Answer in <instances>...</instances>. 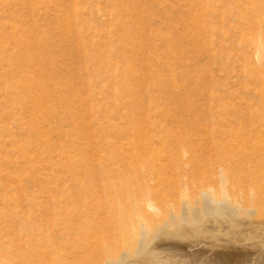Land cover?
I'll use <instances>...</instances> for the list:
<instances>
[{"label":"rangeland","instance_id":"374dc122","mask_svg":"<svg viewBox=\"0 0 264 264\" xmlns=\"http://www.w3.org/2000/svg\"><path fill=\"white\" fill-rule=\"evenodd\" d=\"M263 123L264 0H0V260L108 264L123 252L113 200L177 195L191 149L239 132L254 145ZM226 192L244 203L250 183ZM214 247L155 252L200 264ZM216 249L221 264L247 258Z\"/></svg>","mask_w":264,"mask_h":264},{"label":"bare ground","instance_id":"6f19581e","mask_svg":"<svg viewBox=\"0 0 264 264\" xmlns=\"http://www.w3.org/2000/svg\"><path fill=\"white\" fill-rule=\"evenodd\" d=\"M256 109L259 110V113L262 112V107L258 106ZM233 128L234 127H232V129ZM252 134L254 133L252 132ZM216 136L218 137L219 135ZM228 136H226L227 139L224 138L225 140L218 139L220 137L219 136L217 138L218 140L211 141L210 144H208L209 148H206L209 149L207 151V156H204V154L203 156H201V154H194L192 152L194 150L191 149L192 154H189L187 158L183 159L182 166H179V169L178 166L176 167V169L182 170L183 176L182 179H179L181 181H178V179H175L176 177L172 176L174 177L172 183L174 184L175 180L176 182L178 181V186L176 183L175 187L181 189L177 195L171 191H158V189L157 191H153L156 186V184H154L155 182H153L155 186L152 190L145 189L143 192H140L136 191L135 187H133V190L130 188V190L127 189L126 193L124 194L126 197V202L120 197L113 200L116 208L118 207V211L116 210L117 213H114L117 214V216L113 217L112 219L114 220L115 218L116 221H114V223L112 220L107 221H112V223H110L112 224V230L116 234L120 235L119 238L122 240L123 252L120 253L118 257L112 256V258H108V264H165L163 258L161 259V257L157 255L155 251L157 250L159 244H164V241L171 239H177L180 241L187 240L188 242H195L199 239H202L218 245L223 249H231L235 251L236 253L233 255V257L239 255L242 257L246 256L247 258L242 260L243 262L241 264H264V133L259 136L256 135V140L254 139L255 141H252L254 142V145H248L250 139L248 137L249 135L245 136L243 133L240 134L239 132V134L235 135V137L229 136V138ZM236 136L238 137L236 138ZM172 155L174 156L175 154ZM166 160L168 161L170 159ZM173 162L175 163V160ZM178 164L179 163H177V165ZM157 165H159V163ZM168 165H170V163H168ZM172 166L173 165L171 162L170 167ZM134 167L135 166L132 168ZM158 168L161 169L159 166ZM167 168L169 169V167ZM170 170H172V168H170ZM154 171L157 172V174L159 172V170ZM128 172L130 173V171ZM142 172L145 171L142 170ZM139 173L140 172H138V175H135L136 177L141 176L139 178L142 179L144 176H142L143 174L139 175ZM128 176L127 180L129 179ZM155 176L157 175L155 174ZM160 177L162 176L157 178ZM141 179L139 180L141 181ZM127 180L126 182L128 183ZM131 180L133 179L131 178ZM164 180L168 182L166 178ZM245 182L250 183V192L245 196L246 200L244 203H241L237 200H234L235 202L229 200L230 198H228V196L225 194L227 193L226 190L228 186L238 187L242 186V184ZM129 183L128 186L130 185ZM139 184L141 187H143L141 182ZM150 184L152 185V183ZM157 184L161 183L159 182ZM173 184L171 187L174 188ZM146 185L148 186V183ZM166 185L168 186V184ZM220 192L222 194L221 196L219 194ZM106 193L107 192H105V194ZM112 193H109L111 194L110 196H112ZM113 195L115 196V194ZM111 198L113 199V197ZM100 199L103 200V197ZM107 200V202H109V198ZM176 203L178 206L175 205ZM127 204H130L129 208L126 207L128 206ZM100 205L101 203L99 206ZM104 206L105 205H103V207ZM111 206H113V204ZM113 207L110 208L112 209ZM176 207L179 208V210H176ZM112 210L110 213H112ZM106 215L104 214L103 217ZM107 218H109V216ZM103 221L106 222V218ZM96 223L97 225L100 224L98 222ZM107 223L109 224V222ZM97 225L95 226L97 227ZM102 225H100V227H102ZM90 229L88 228V233L90 232L92 235L93 233H91ZM96 230L98 229L96 228ZM196 244L187 246L190 248L188 249L190 251L189 253H192V256L194 257L195 255L201 256V253L197 252L195 248V246H197ZM216 248H212L207 254L204 252L205 255H202L201 257L203 262L200 264L223 263L214 257L216 254H218L219 250ZM238 250H240V253ZM257 250L258 252H256ZM239 261H241V259ZM6 262L1 258L0 264H7ZM15 262L17 263V261ZM15 262H13V264Z\"/></svg>","mask_w":264,"mask_h":264}]
</instances>
